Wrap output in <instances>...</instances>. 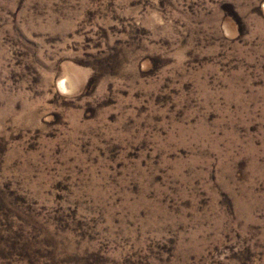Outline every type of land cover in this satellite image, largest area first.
<instances>
[{
  "label": "rangeland",
  "instance_id": "obj_1",
  "mask_svg": "<svg viewBox=\"0 0 264 264\" xmlns=\"http://www.w3.org/2000/svg\"><path fill=\"white\" fill-rule=\"evenodd\" d=\"M0 264H264V0H0Z\"/></svg>",
  "mask_w": 264,
  "mask_h": 264
}]
</instances>
